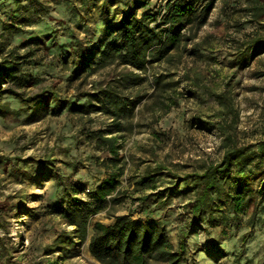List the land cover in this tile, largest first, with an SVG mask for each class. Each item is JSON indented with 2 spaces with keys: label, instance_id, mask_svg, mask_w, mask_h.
Wrapping results in <instances>:
<instances>
[{
  "label": "rangeland",
  "instance_id": "374dc122",
  "mask_svg": "<svg viewBox=\"0 0 264 264\" xmlns=\"http://www.w3.org/2000/svg\"><path fill=\"white\" fill-rule=\"evenodd\" d=\"M41 1L48 10L41 17L13 13L9 8L14 6L0 4V20L21 29L13 33L4 30L1 40L7 47L46 35L24 68L25 79L30 76L32 84L17 90L25 95L52 90L59 99L76 102L123 66L107 64L73 78L77 68L73 60L79 56L72 48L87 47L95 40L101 4L86 9L76 0ZM164 2L151 0V9L159 12ZM121 11L119 5L108 6L106 16L118 18ZM248 20L245 0H216L195 38L172 50L170 60H150L138 83H126L122 91L126 102L141 99L124 114L116 110L118 115L113 116L99 111L78 114L68 110V103L57 110L52 99L38 106L5 95L9 110L0 116L2 256L10 264H95L87 249L89 236L83 241L72 237L74 244H66L67 253L55 247L58 234L74 229V225L69 224L66 212L56 211L54 178L60 175L73 181L74 198L88 202L92 200L90 192L111 171L117 175V187L104 198L103 209L88 215V231L95 221L110 223L112 215L149 216L165 230L174 250H179L180 228L190 219L186 203L193 196L191 181L184 174L218 160L223 152L218 117H214L219 106L208 93H231L241 142L264 139V52L245 67H241L242 59H236L243 34L259 28ZM187 28L185 25L179 32L187 36ZM70 31L78 39L75 47ZM190 48L191 55L187 53ZM156 76L160 77L157 83ZM162 82L167 83L166 91H162ZM192 82L194 93L188 95L186 89ZM113 118L124 126L122 132L113 133L120 136L115 146L122 162L116 166L101 163L110 152L96 148L94 139L89 138L90 130L105 131ZM43 160L52 161L45 164ZM156 163L164 166L162 173L149 186H137L135 181ZM259 182L256 175L249 179L255 190ZM236 188L237 184L230 182L216 197L212 224L197 221L188 230L179 264H264V228L260 223L249 225L250 205L243 199L236 215L230 210L229 197ZM154 190H166L164 205L144 207L136 200Z\"/></svg>",
  "mask_w": 264,
  "mask_h": 264
},
{
  "label": "trees",
  "instance_id": "16d2710c",
  "mask_svg": "<svg viewBox=\"0 0 264 264\" xmlns=\"http://www.w3.org/2000/svg\"><path fill=\"white\" fill-rule=\"evenodd\" d=\"M76 1L86 9L101 4L100 28L95 30L97 35L90 45L86 47L81 44L72 48L73 52L77 50L79 56L78 60H73L77 68L73 71L72 77L78 78L81 72L86 76L107 64L122 65L123 68L105 83H98L91 91H86L83 98L76 102L59 99L52 90H41L33 95H25L17 90L32 84L30 76L28 80L25 79V65L35 55L38 48L36 45L44 43L46 35L7 47L1 40L4 30L13 33L21 29L11 22L0 20V116L9 110L7 100L3 99L7 94L21 102H35L38 106L52 99V107L57 110L63 109L68 103V110L78 114L99 111L113 116L121 112L124 114L126 110L130 111L141 97L136 100L128 99L126 102V95L122 94L123 89H126V83H138L143 79L140 73L147 69L150 60L163 57L170 60L172 50L179 49L180 43L185 47L187 42L195 38L216 0H201L200 5H197L200 0H165L163 5H159V12L151 9V0ZM0 4L14 6L9 8L13 13L29 12L39 17L48 14L47 7L41 0H0ZM113 5L122 8L118 18L106 16L108 6ZM245 5L249 15L248 21L258 24L259 28L244 33L238 44L236 59H242L241 67L248 66L255 56L264 52V30H261L264 28V0H245ZM147 6L148 8L144 9ZM138 9L142 10L137 12ZM185 25L189 32L187 36L179 32ZM70 35L74 39L71 45L75 47L78 39L76 40L72 31ZM196 45L198 43L194 44ZM187 53L191 55L192 49L187 50ZM159 79L160 77L156 76V83ZM193 85V82L188 84L186 89L188 95L194 93ZM165 86L167 83L162 82V91H166ZM208 95L219 106L214 117H218L216 125L222 133L220 147L223 152L218 160L210 161L199 170L184 174V178L191 181L193 196L186 203L190 219L180 228L179 250H174L165 230L149 216L141 219L132 218L129 214L112 215L110 223L95 221L91 226V232L88 231V215L103 209L104 198L111 195L117 187V175L112 171L90 192L92 200L88 202L74 198L76 188H72L73 181L60 175L54 178L58 206L56 211L60 214L66 212L69 224L74 225V229L58 234L55 238V247L67 253L66 244L68 242L74 244L72 237L77 236L83 241L89 236L87 249L95 259V264H179L184 247L183 238L197 221L206 220L213 223L212 203L230 182L237 184L234 196L229 197L231 212L236 215L237 206L244 199L251 207L249 225L260 223L264 228V139L254 143L241 142L236 124L238 111L231 93L209 92ZM123 130L124 126L117 119L107 124L105 131L90 130L89 138L94 139L95 147L110 152L111 156L101 163L114 166L121 164L122 158L118 157L115 146L120 136L113 133ZM105 132L109 135H105ZM51 161L41 162L50 164ZM163 168L161 163H156L153 168L144 172L135 184L149 186L162 173ZM254 175L260 178L256 190L249 183V179ZM166 194V190H154L137 196L136 200L144 207L150 204L159 207L166 203ZM3 206L0 202V210ZM2 249L0 238V264H6L5 261L10 264L9 260L2 256ZM52 251L51 249L47 253Z\"/></svg>",
  "mask_w": 264,
  "mask_h": 264
}]
</instances>
